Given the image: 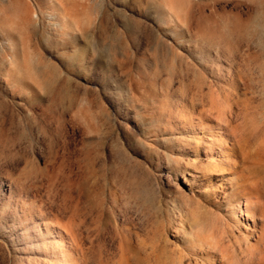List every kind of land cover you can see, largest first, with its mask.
<instances>
[{
	"label": "rangeland",
	"instance_id": "obj_1",
	"mask_svg": "<svg viewBox=\"0 0 264 264\" xmlns=\"http://www.w3.org/2000/svg\"><path fill=\"white\" fill-rule=\"evenodd\" d=\"M235 173L264 201V0H0V264L45 220L77 264H224L186 208L224 215Z\"/></svg>",
	"mask_w": 264,
	"mask_h": 264
},
{
	"label": "bare ground",
	"instance_id": "obj_2",
	"mask_svg": "<svg viewBox=\"0 0 264 264\" xmlns=\"http://www.w3.org/2000/svg\"><path fill=\"white\" fill-rule=\"evenodd\" d=\"M8 41L11 42L10 39ZM12 63L14 64V60ZM202 127L205 128L204 126ZM194 140L197 143H201L204 137L203 135L196 136ZM207 140L210 142L208 143L210 145L208 149L210 158H207L209 160L204 166L205 169H202L209 173L223 170V164L228 162L229 157L217 145L224 147L223 144L226 142L210 136L207 137ZM231 144L233 147V143ZM212 146L216 147L218 151H215ZM203 170L200 171L203 172ZM240 176L235 173L231 178L234 181V187L230 191H223L221 193L222 203L225 205L224 215L213 213L214 217L210 220L207 216L204 217L200 213H197L196 210L191 209V207L186 208V217L188 218L190 227L185 230L183 243L197 251L207 249L218 250L221 261L224 264H264V201L259 194V190L251 186V182L242 183L243 181H240ZM194 206L202 207L199 203L194 204ZM175 208L177 209V213L181 215L178 207ZM239 213L242 217L244 216L243 220L238 216ZM255 216H259V225L254 220L249 222V219ZM222 220L230 229H238V232H236L242 243L243 256L231 254L223 246H220L215 234V224ZM43 225V227L37 225V232L35 233V253L38 258L27 264H77V258L71 245L66 244L68 241L66 240V234L68 232L65 229L62 230L64 232L61 229H56L54 227L55 223L52 220L43 221ZM31 227L28 221L25 220L24 229L21 233H32ZM243 227L244 231L240 233V228Z\"/></svg>",
	"mask_w": 264,
	"mask_h": 264
}]
</instances>
